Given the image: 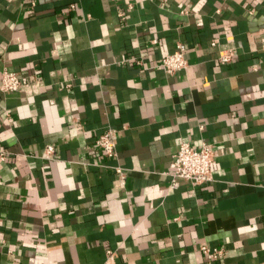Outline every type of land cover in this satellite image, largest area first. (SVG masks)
Here are the masks:
<instances>
[{
    "label": "crops",
    "instance_id": "0c3cea01",
    "mask_svg": "<svg viewBox=\"0 0 264 264\" xmlns=\"http://www.w3.org/2000/svg\"><path fill=\"white\" fill-rule=\"evenodd\" d=\"M3 69L42 86L0 91V264H264V0H0ZM182 141L207 184L171 187Z\"/></svg>",
    "mask_w": 264,
    "mask_h": 264
},
{
    "label": "built area",
    "instance_id": "2783aa9c",
    "mask_svg": "<svg viewBox=\"0 0 264 264\" xmlns=\"http://www.w3.org/2000/svg\"><path fill=\"white\" fill-rule=\"evenodd\" d=\"M131 6V5H130ZM70 7H74L71 3ZM155 38L152 42H156ZM212 44L215 40L211 41ZM186 45L182 41H177L172 51L167 52L156 67L162 69L168 74H173L188 66L185 58ZM233 50L228 48L219 53L218 61L227 63L232 59ZM129 60L141 64V59L130 57ZM42 86L40 79L33 77L28 79L18 76L13 71L3 69L0 72V91L4 92H23L25 95H34L39 92ZM115 134L112 129L100 133L95 141L94 148L106 158H114L116 156ZM55 149L53 145H47L45 148L46 158L53 157ZM7 155L6 151L0 150V160H4ZM213 160L212 147L208 142H201L199 146H193L187 141H182L179 149L173 156L171 167V187H176L180 180L188 181L193 186L205 185L212 180L211 163ZM97 165H101L97 163ZM114 171L120 176V183H124V170L120 166H114ZM200 251L207 260H218L224 254V248L220 246H210L203 243L199 246Z\"/></svg>",
    "mask_w": 264,
    "mask_h": 264
}]
</instances>
